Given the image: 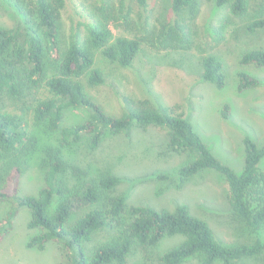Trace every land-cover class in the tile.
Masks as SVG:
<instances>
[{
	"label": "trees",
	"instance_id": "obj_1",
	"mask_svg": "<svg viewBox=\"0 0 264 264\" xmlns=\"http://www.w3.org/2000/svg\"><path fill=\"white\" fill-rule=\"evenodd\" d=\"M148 0H98L95 16L86 25L87 36L77 31L61 36L60 14L66 0H16L23 15L21 30L0 28V95L31 99L33 119L46 127L40 137L27 128L23 116L0 106V202L11 203L0 217V240L13 228L21 207L29 211L27 227L36 230L27 246L43 249L47 241H56L68 264H125L134 249L155 247L164 236L182 235L183 241L159 254L161 264H181L197 255L201 264H237L245 258L264 264V241L229 245L214 236L209 224L189 211L185 203L173 209L149 205H129L127 194L118 192L123 176L110 169H98L89 176L87 169L73 163L74 152L88 134L89 146L96 149L107 135L130 134L136 128L157 126L166 129L168 149L190 152L179 167L180 182L211 169L221 174L228 186L232 212L253 232L264 223V174L259 163L264 159V143L244 137V163L240 173L217 158L178 104L165 105L150 91L146 98L120 95V113L107 111L90 94V89L104 82L95 67L94 54L99 51L108 61L129 67L140 49V37L114 35L112 26L127 23L133 13L132 2L140 8L139 19L148 26ZM195 0H169L168 15L153 26L150 42L157 49H187L191 41L188 21ZM216 6H228L237 18L249 14V0H214ZM96 4V5H97ZM264 4L247 22L251 33L264 31ZM188 17V18H187ZM241 64L264 68V46L245 50ZM201 78L222 87L226 74L222 62L209 54L201 60ZM52 72L49 74V70ZM238 89L259 86L262 79L239 71ZM47 95L39 97V88ZM84 108L83 121L61 125L66 109ZM227 108V106H226ZM226 116V114H223ZM54 139V142H52ZM35 165L43 171V185L35 194H20L19 181L25 166ZM157 179L169 180V174ZM151 178H138L135 184ZM86 209L77 214L81 208ZM104 227L112 235L93 246L89 254L84 243Z\"/></svg>",
	"mask_w": 264,
	"mask_h": 264
},
{
	"label": "rangeland",
	"instance_id": "obj_2",
	"mask_svg": "<svg viewBox=\"0 0 264 264\" xmlns=\"http://www.w3.org/2000/svg\"><path fill=\"white\" fill-rule=\"evenodd\" d=\"M26 1V0H24ZM98 0H66L60 14L61 36L74 31L82 38L87 36L86 25L95 16ZM16 0H0V28L21 30L24 17L16 8ZM188 30L191 41L187 49H157L150 42L155 22L169 12V0H148L146 14L148 26L139 19L140 8L132 2L133 13L127 23H121L114 35L140 37L141 44L131 66L122 67L106 60L99 51L94 54L95 67L101 71L104 82L91 88L90 94L107 111L120 113L123 108L120 95L142 99L150 91L165 105L178 104L179 110L191 121L194 130L212 153L236 173L243 168L244 137L249 136L258 144L264 143V68L241 64L242 53L255 46H264V31L251 33L247 22L264 0H249V14L245 18L233 16L228 6H216L214 0H195ZM97 4V5H96ZM264 12V11H262ZM90 14V15H91ZM188 18V17H187ZM212 54L222 62L226 74L222 87L201 78V60ZM239 71H245L262 79L259 86L238 89ZM52 70H49V74ZM47 95L42 86L39 97ZM0 106L23 116L27 128L42 137L46 127L33 119L31 99L20 96L15 99L0 95ZM227 106V108H226ZM84 108L66 109L61 125L69 126L83 121ZM226 114L224 116L223 114ZM88 134L74 152L73 163L94 175L98 169H110L124 179L118 192L127 194L129 205H149L155 208L173 209L185 203L192 215L205 220L214 236L233 245L250 242L255 238L264 241V223L255 232L231 210L228 202V186L218 172L205 169L188 180L180 182L177 170L191 156L190 152H173L168 149L166 129L157 126L134 128L130 134L107 135L96 149H91ZM54 142V139H52ZM264 174V159L259 163ZM169 174V180L157 179L158 174ZM151 178L135 184L138 178ZM43 185V171L34 162L25 166L19 181L20 194H35ZM9 201L0 202V217L10 208ZM84 207L77 211L81 214ZM30 219L26 208H19L13 220L12 230L0 240V264H68L56 241H47L43 249L27 246L36 230L27 227ZM111 231L104 227L84 243L89 254L97 243L104 241ZM182 235L164 236L159 243L144 251L134 249L125 264H161L159 254L183 241ZM115 264V263H112ZM181 264H201L197 255ZM213 264H222L216 261ZM237 264H261V261L245 258Z\"/></svg>",
	"mask_w": 264,
	"mask_h": 264
}]
</instances>
